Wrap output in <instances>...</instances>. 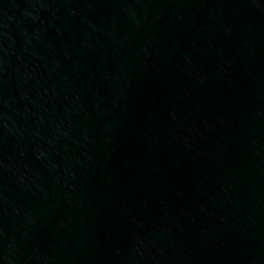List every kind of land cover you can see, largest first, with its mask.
Wrapping results in <instances>:
<instances>
[{
  "label": "water",
  "instance_id": "water-1",
  "mask_svg": "<svg viewBox=\"0 0 264 264\" xmlns=\"http://www.w3.org/2000/svg\"><path fill=\"white\" fill-rule=\"evenodd\" d=\"M0 264H264V0H0Z\"/></svg>",
  "mask_w": 264,
  "mask_h": 264
}]
</instances>
